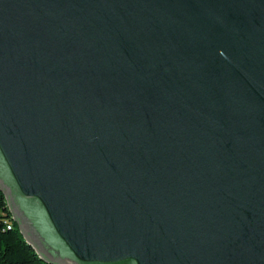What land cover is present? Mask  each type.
Masks as SVG:
<instances>
[{
  "label": "water",
  "instance_id": "water-1",
  "mask_svg": "<svg viewBox=\"0 0 264 264\" xmlns=\"http://www.w3.org/2000/svg\"><path fill=\"white\" fill-rule=\"evenodd\" d=\"M0 191L51 264H264V0H0Z\"/></svg>",
  "mask_w": 264,
  "mask_h": 264
},
{
  "label": "trees",
  "instance_id": "trees-1",
  "mask_svg": "<svg viewBox=\"0 0 264 264\" xmlns=\"http://www.w3.org/2000/svg\"><path fill=\"white\" fill-rule=\"evenodd\" d=\"M7 222L12 223L7 228ZM0 264H51L44 261L13 220L5 196L0 191Z\"/></svg>",
  "mask_w": 264,
  "mask_h": 264
},
{
  "label": "built area",
  "instance_id": "built-area-1",
  "mask_svg": "<svg viewBox=\"0 0 264 264\" xmlns=\"http://www.w3.org/2000/svg\"><path fill=\"white\" fill-rule=\"evenodd\" d=\"M12 223L7 222V228H11Z\"/></svg>",
  "mask_w": 264,
  "mask_h": 264
}]
</instances>
